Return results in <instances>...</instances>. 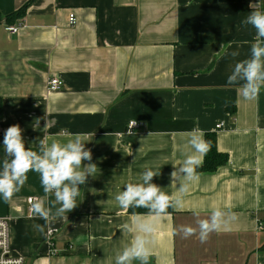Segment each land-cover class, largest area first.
I'll return each mask as SVG.
<instances>
[{"label":"crops","instance_id":"0c3cea01","mask_svg":"<svg viewBox=\"0 0 264 264\" xmlns=\"http://www.w3.org/2000/svg\"><path fill=\"white\" fill-rule=\"evenodd\" d=\"M250 2L0 0L3 17L30 3L12 25L17 33L0 25V167L8 158L4 133L12 125L21 128L25 148L37 153L41 139L63 145L82 134L92 152L82 166L97 165L79 185L67 219L57 218L43 232L34 225L45 220L30 215L27 200H43L53 213L59 205L45 194L38 172L29 171L10 200L0 196L13 256L25 264H115L133 239L122 225L135 215L116 196L126 184L142 183L148 168L159 172L151 183L180 195L170 173L190 153L187 134L198 128L205 139L216 136L229 161L214 172H197L183 207L156 222L149 264H264V87L246 100L239 85L227 83L235 64L251 55L256 30L243 23ZM53 77L62 83L56 92L48 90ZM132 121L142 124L135 135L127 133ZM215 208L238 219L203 244L198 234H174ZM49 228L57 231L52 241Z\"/></svg>","mask_w":264,"mask_h":264},{"label":"clouds","instance_id":"9594fccd","mask_svg":"<svg viewBox=\"0 0 264 264\" xmlns=\"http://www.w3.org/2000/svg\"><path fill=\"white\" fill-rule=\"evenodd\" d=\"M249 8L252 11L243 23L251 25L256 30L251 55L250 58L235 64L227 83L239 85L243 98L253 100L257 98L261 87H264V0H253L249 3ZM231 55L236 57L239 52L233 51ZM135 123L133 122L128 129L130 135H135L132 132ZM21 131L19 125H12L4 133L3 148L8 158L3 160L0 167V196L5 201L10 200L27 181V173L38 172L45 194L54 195L55 203L59 205L53 213L51 208L45 207L43 200H35L32 203L34 216L45 220V225L37 224L34 228L43 232L45 226L57 218L67 219L65 213L77 206L79 185L85 184L89 175L94 176L97 165L88 163L82 166L83 161L92 160V152L85 149L82 134H75L74 139L63 145L55 142L49 145L45 139H41L40 152L37 153L25 148ZM187 135L191 151L179 167L174 165L175 170L170 173L171 185H176L177 182L180 184L178 188L180 195L166 194L159 186L151 183L159 172L148 168L141 174L142 183H128L125 185L126 190L116 196L120 207L146 208L149 218L134 215L131 223L122 225V232L133 234V239L116 255L115 264H133V261L149 264L150 245L155 238L156 222L167 214L169 208L183 207L182 195L189 191L191 182L198 179L196 169L202 163V156L210 150V141L204 138V133L200 129L194 128ZM237 219V213L215 208L209 218H198L195 227L181 225L174 234H182L185 239L198 234L199 241L203 244L207 242L211 233L219 232ZM51 231L49 228V232Z\"/></svg>","mask_w":264,"mask_h":264},{"label":"built area","instance_id":"2783aa9c","mask_svg":"<svg viewBox=\"0 0 264 264\" xmlns=\"http://www.w3.org/2000/svg\"><path fill=\"white\" fill-rule=\"evenodd\" d=\"M69 23H70V26H72V27L76 26L77 18L75 17L74 14L70 16ZM18 30H19V27H14V26L8 27V31L12 34L17 33ZM61 88H62V83L58 78L53 77L49 80V82H48V90L49 91L56 92V91L61 90ZM133 122H136V121L130 122L127 126V133L128 134H129L128 129H129L130 125H132ZM141 126H142V124H140L139 122H136L132 126V132L137 131ZM223 126H224V124H220L217 126V129H221ZM35 200H37V199L36 198H29L27 200L30 215L33 214L31 205ZM259 226L261 228H263V223L260 222ZM56 233H57V231L54 229H52L51 232L48 231V233H47L48 240L52 241L53 238L55 237ZM0 264H25L24 258L13 256L11 253L10 224H9L8 218H0Z\"/></svg>","mask_w":264,"mask_h":264},{"label":"trees","instance_id":"16d2710c","mask_svg":"<svg viewBox=\"0 0 264 264\" xmlns=\"http://www.w3.org/2000/svg\"><path fill=\"white\" fill-rule=\"evenodd\" d=\"M30 3L25 5L20 10L3 17L0 13V25L5 22L8 26H12L16 24L17 21L24 18L26 14V10L29 7ZM3 118V100L0 98V121ZM206 140L210 141V150L204 154V162L201 166H199L196 171L197 172H214L220 167L226 165L229 161L228 155L219 152L217 148V140L214 134L206 135ZM173 209L169 208L167 213L172 212ZM129 213L131 214H143L147 215L148 209L140 207V208H129ZM264 225V221H263Z\"/></svg>","mask_w":264,"mask_h":264}]
</instances>
